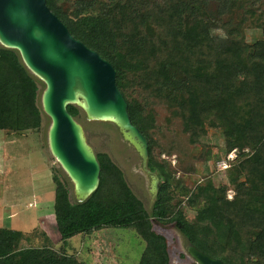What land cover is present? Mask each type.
<instances>
[{
	"label": "trees",
	"instance_id": "1",
	"mask_svg": "<svg viewBox=\"0 0 264 264\" xmlns=\"http://www.w3.org/2000/svg\"><path fill=\"white\" fill-rule=\"evenodd\" d=\"M46 5L76 40L114 68L131 122L147 140L148 169L163 173L157 175L162 184L149 215L105 154L97 155L98 188L81 203L71 202L66 181L53 175L60 251L22 248L24 233L0 227V264H79L66 254L69 241L103 229L133 230L144 243L138 264H169L166 240L152 221L174 224L197 249L225 264H264V0H46ZM247 24L261 38L249 43L242 30ZM168 67L176 69L173 78ZM133 74L146 97L154 91L170 101L177 121L192 127L197 138L206 136L207 126L215 128L224 152L235 151L226 171L231 199L227 187L219 191L210 179L185 188L153 160L144 107L127 95ZM38 85L15 51L0 48L1 132L41 129ZM175 154L178 169L187 172L191 162L185 152ZM184 202L192 217L182 211Z\"/></svg>",
	"mask_w": 264,
	"mask_h": 264
},
{
	"label": "rangeland",
	"instance_id": "2",
	"mask_svg": "<svg viewBox=\"0 0 264 264\" xmlns=\"http://www.w3.org/2000/svg\"><path fill=\"white\" fill-rule=\"evenodd\" d=\"M242 30L249 43L261 38V32L252 29L249 24L242 26ZM168 68L171 77L176 76V69ZM137 74L129 76L127 95L129 100L144 107L143 117L149 120L147 136L153 160L162 164L163 172L173 174L183 187L191 190L198 183L210 179L219 191L227 187L226 197L231 199L234 193L229 188L226 171L236 158L235 151L224 152L223 139L215 128L207 126L206 136L197 138L192 127L177 121L175 115L178 109L170 101L158 98L154 91L146 97L147 92L140 88ZM48 122L44 119L41 129L21 135H6L0 131V227L24 233L26 239L21 244L22 248L50 246L59 252L62 243L52 215L53 175H59L66 181L70 201L76 200L72 184L49 154L46 142ZM83 129L88 144L96 154L112 156L110 143H115L111 135L115 132L113 125L84 122ZM173 133L179 134V138H175ZM116 141L117 165L129 169V177L136 179V184L131 186L150 213L154 202L152 175L144 171L137 153L123 142L119 134ZM178 149L185 152L186 159L191 162L187 172L178 169L175 154ZM154 174L163 173L156 171ZM158 180L159 185L162 184ZM181 209L188 217L193 216L185 202ZM152 227L166 240L170 264H194L186 256L185 238L174 224L160 225L152 221ZM143 248V241L133 230L103 229L88 237L79 235L72 238L65 251L67 255L74 256L79 264H138Z\"/></svg>",
	"mask_w": 264,
	"mask_h": 264
},
{
	"label": "water",
	"instance_id": "3",
	"mask_svg": "<svg viewBox=\"0 0 264 264\" xmlns=\"http://www.w3.org/2000/svg\"><path fill=\"white\" fill-rule=\"evenodd\" d=\"M0 48L15 51L26 72L39 82L36 105L41 111V127L44 119L49 121L47 148L72 184L76 202L85 201L97 190L101 171L98 154L86 140L84 122L107 123L114 126L111 135L115 143H110L113 157L103 154L121 171L127 187L150 215L159 180L148 169L147 140L131 122L112 65L76 40L49 10L46 0H0ZM67 107L77 115L72 116ZM117 134L137 153L144 171L152 175L150 213L131 186L136 179L129 177V169L117 165ZM184 249L194 264H225L187 239Z\"/></svg>",
	"mask_w": 264,
	"mask_h": 264
}]
</instances>
